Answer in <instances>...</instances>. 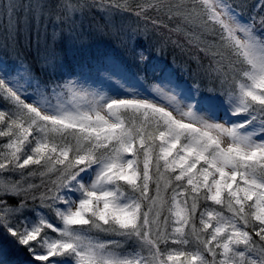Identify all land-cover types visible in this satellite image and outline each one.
<instances>
[{"label":"snow or ice","instance_id":"obj_1","mask_svg":"<svg viewBox=\"0 0 264 264\" xmlns=\"http://www.w3.org/2000/svg\"><path fill=\"white\" fill-rule=\"evenodd\" d=\"M49 7L63 13L57 20L88 7L132 12L153 25L161 47L183 48L171 34L183 35L207 59L197 68L210 86L188 83L159 63L150 68L158 82L149 84L98 54L78 67L102 72L112 95L67 80L54 82L50 97L30 68L0 63V138H7L0 145V194L24 197L16 206L0 199V227L46 264H264V0L246 19L234 0H145L135 8L129 0H0V26L14 38ZM149 10L177 23L152 19ZM138 58L147 59L143 51ZM34 81L30 92L26 84ZM37 176L39 184L27 182ZM162 180L165 188L176 183L170 230L168 218L161 221ZM29 192L52 222L28 209ZM201 199L229 215L206 206L198 229ZM25 211L36 219L25 217L18 232L11 218ZM190 237L195 247L185 251Z\"/></svg>","mask_w":264,"mask_h":264},{"label":"trees","instance_id":"obj_2","mask_svg":"<svg viewBox=\"0 0 264 264\" xmlns=\"http://www.w3.org/2000/svg\"><path fill=\"white\" fill-rule=\"evenodd\" d=\"M21 2L51 6L57 0H21ZM73 2L91 3V0H73ZM143 2L145 0H129L133 8ZM234 2L240 5L238 11L243 14L245 19L253 13L257 4V0H234ZM44 13L38 20L31 19L29 25H21L14 38H7L3 27L0 26V63H4L9 68H17L21 64L30 68L36 81L42 87L48 86L50 97L54 82L63 84L73 77H79L82 72L78 65L86 58L95 57L98 54H108L117 63L139 73L149 84L152 83L151 81H158L159 73L154 74L150 68L152 64L159 63L174 69L177 75L188 83H192L195 79L196 82L201 83L202 87L210 86L208 80L200 75V70L197 68V60L203 64H207L208 61L195 42L188 44L183 35L173 33L171 34L172 39L178 40L183 48L171 43L161 47V37L156 34L153 25L146 23L132 12L120 11L116 8L102 10L88 7L69 19L60 20H57L56 16H63V13H58L54 7L45 8ZM147 15L152 19H162L170 27L177 23V21H170L166 17L158 16L152 10H149ZM79 21L82 22L80 26L82 32H79V27H76V23ZM160 31L169 35L163 28ZM69 39L73 40L75 44L70 43ZM77 41H81L80 44H76ZM74 48H78L77 51H74ZM141 49L147 57L143 63H140L138 58ZM68 51L73 53L70 52L68 55ZM71 56L76 57L77 60L74 61ZM62 62L64 64H61ZM94 70L85 71L93 73ZM20 71L23 72V69L20 68ZM96 74H98L97 71ZM104 82L109 84L108 81ZM21 83H25V81L21 80ZM26 88L28 91L34 92L35 81L31 85L26 84ZM53 102L55 101L53 100ZM5 143H7V138H0V145ZM0 151L3 149L0 148ZM4 178L7 180L8 174H5ZM11 179L16 181L20 177L12 175ZM51 179H55V177L53 176ZM27 182L39 184L40 177L37 176ZM51 186L50 183H46V187ZM167 188H165V182L161 181V189L166 190ZM43 190L44 188L38 189L37 193ZM25 195L29 197L26 201L28 207L40 204L39 199L33 201L30 198L33 193L29 192ZM168 197L169 195L162 196L165 203L161 212V221L169 216ZM23 198V196L0 194V199L7 201V204L11 206H16ZM200 201L202 204L205 203L202 199ZM188 203L190 204L191 200ZM202 204L199 208L202 207ZM220 208L222 207L220 206ZM195 221H198L197 213ZM29 253L27 246L18 244L16 238L0 227L1 264H20L29 258ZM36 264H46V262H36Z\"/></svg>","mask_w":264,"mask_h":264},{"label":"rangeland","instance_id":"obj_3","mask_svg":"<svg viewBox=\"0 0 264 264\" xmlns=\"http://www.w3.org/2000/svg\"><path fill=\"white\" fill-rule=\"evenodd\" d=\"M82 25V22L79 21L78 23H76V27H79L78 31L79 32H82V28L80 27ZM70 43H74L73 40L69 39L68 40ZM81 41H77L76 44H80ZM78 48H74V51H77ZM141 51H143V49H141ZM71 51H68V55L70 54ZM144 52V51H143ZM73 53V52H71ZM78 53V52H77ZM72 55V54H71ZM72 57V56H71ZM74 59V61L77 60L76 57H72ZM4 64V63H2ZM61 64H64L63 62ZM5 65V64H4ZM102 73V72H101ZM98 75L96 74V70H94L93 73H89L88 71H85V72H82L81 75L79 77H73L72 79L70 80H77L79 84L83 85L85 88H88V89H95L99 92H103V93H108L109 95H112V88H113V83L112 82H109L106 77L101 74ZM104 81H108L109 84H107L106 82ZM147 81V80H146ZM152 83L154 82H158V81H151ZM117 98H129V97H124V96H118ZM28 102H31V100H29ZM171 110V109H170ZM174 115L177 116V118H179V114L176 113V112H173ZM219 122L223 123V116H221ZM227 139L225 140V143H227ZM166 179H170V177H167L166 176ZM163 181V180H162ZM176 188V183L175 181H173V183L168 186V188L166 190H163L161 189V196H165V195H169L168 197V204H170V207H171V198L173 196V190ZM187 195V194H186ZM179 200H184L185 197L184 196H181V197H178ZM190 200V196L188 198V201ZM200 204H202V201H200ZM40 205V204H39ZM38 206H30L28 207V209H33L35 208L37 211H40V212H43L46 216H48L49 218V221L52 222L53 221V215L52 213L47 210V209H41L40 207ZM61 207H63V205H60ZM202 207H200L197 211V215H198V221H195L196 222V225H197V228L199 229L200 225H199V212L206 206H209V207H215L217 211H223L225 215H229L228 211L226 209H223V208H220V206H217V205H212V203L209 201V202H203V204L201 205ZM25 217L27 218H30V219H33L35 220L36 217L34 216L33 212L32 211H25L24 213L22 214H19L15 217H12L11 218V221L13 223L14 226H16V230L19 232V231H22L23 228L25 227V225L22 223V221L25 219ZM168 219H169V222H168V228L169 230L171 229V227L173 226L172 225V216L169 214L168 216ZM58 226V225H57ZM47 235L53 239H56L58 238V233H55L53 230H50V229H45L44 230ZM186 231H188V229H186ZM32 244V247L36 250V254H42V250L40 249H37L36 248V245H35V242H30ZM171 247H180V246H177V245H173V244H169V248ZM195 247V241L190 237V244L185 247L183 250L185 251H191L193 248ZM164 250V248L162 249V251ZM183 259V257H181V260ZM37 261L34 260L33 258V254L32 253H29V258L28 259H25L23 260L20 264H36ZM1 264V263H0Z\"/></svg>","mask_w":264,"mask_h":264}]
</instances>
